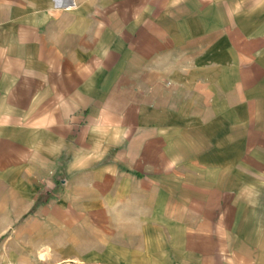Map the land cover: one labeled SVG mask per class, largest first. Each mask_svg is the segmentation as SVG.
Returning a JSON list of instances; mask_svg holds the SVG:
<instances>
[{"label": "crops", "instance_id": "crops-1", "mask_svg": "<svg viewBox=\"0 0 264 264\" xmlns=\"http://www.w3.org/2000/svg\"><path fill=\"white\" fill-rule=\"evenodd\" d=\"M259 188L264 0H0V264H264Z\"/></svg>", "mask_w": 264, "mask_h": 264}, {"label": "rangeland", "instance_id": "rangeland-1", "mask_svg": "<svg viewBox=\"0 0 264 264\" xmlns=\"http://www.w3.org/2000/svg\"><path fill=\"white\" fill-rule=\"evenodd\" d=\"M247 191H248L247 197L249 201L247 218L249 219V222H252L254 226L256 225V227L253 226L254 227L253 232L251 231L253 227L251 229L250 226L248 227L246 241L249 244H256L257 241L259 242V237H260L259 229L261 228V224H262V228L264 229V189L262 188L248 189ZM46 194H48L49 197L50 193L48 191H45L44 193L40 194L39 197H37V199L39 200L43 198ZM47 198L42 202H45ZM39 203L37 204L34 203V206H37ZM263 240H264V236H263Z\"/></svg>", "mask_w": 264, "mask_h": 264}, {"label": "trees", "instance_id": "trees-1", "mask_svg": "<svg viewBox=\"0 0 264 264\" xmlns=\"http://www.w3.org/2000/svg\"><path fill=\"white\" fill-rule=\"evenodd\" d=\"M47 197H48V194H46L43 198H41V199H39V200L37 199V200L35 201V204L44 201Z\"/></svg>", "mask_w": 264, "mask_h": 264}]
</instances>
